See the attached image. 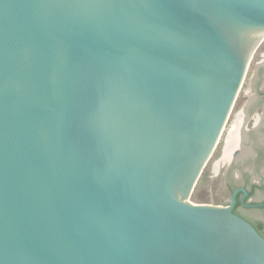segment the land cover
<instances>
[{
	"label": "water",
	"instance_id": "95a60500",
	"mask_svg": "<svg viewBox=\"0 0 264 264\" xmlns=\"http://www.w3.org/2000/svg\"><path fill=\"white\" fill-rule=\"evenodd\" d=\"M263 36L264 0H0V264H264L245 190L189 201Z\"/></svg>",
	"mask_w": 264,
	"mask_h": 264
},
{
	"label": "flooded vegetation",
	"instance_id": "af4514ba",
	"mask_svg": "<svg viewBox=\"0 0 264 264\" xmlns=\"http://www.w3.org/2000/svg\"><path fill=\"white\" fill-rule=\"evenodd\" d=\"M245 82L241 91L245 86L248 87L247 94H252V97L237 112L227 133V136L230 134L232 137L231 134H233L237 138L233 144L235 147H232L231 155L226 162L227 176L233 179V184L228 185L230 197L225 206L230 205L233 193L245 190L248 195L244 198V193H238L233 213L248 222L264 239V61L256 66L254 74L247 83ZM230 137L229 140H231ZM225 143L219 162L223 161L225 154L230 152L225 151L229 146V141H227L226 148ZM259 226H261L260 229Z\"/></svg>",
	"mask_w": 264,
	"mask_h": 264
},
{
	"label": "rangeland",
	"instance_id": "374dc122",
	"mask_svg": "<svg viewBox=\"0 0 264 264\" xmlns=\"http://www.w3.org/2000/svg\"><path fill=\"white\" fill-rule=\"evenodd\" d=\"M263 55L264 42L254 56V59L249 67V72L245 83H247L248 79H250V77L254 74L256 66L264 61V58H262ZM248 90L249 88H246V86L242 89L223 134V137L220 141V144L217 147L213 158L206 167L198 186L191 196V199L189 200L194 204L225 206V204L229 201L230 192L228 191V185L233 184V179L227 176L226 162L228 160L221 162H219L218 160L220 159V153L223 149L227 133L229 132L232 123L235 120L237 112L252 97V94H247ZM218 166L219 168H217Z\"/></svg>",
	"mask_w": 264,
	"mask_h": 264
},
{
	"label": "bare ground",
	"instance_id": "6f19581e",
	"mask_svg": "<svg viewBox=\"0 0 264 264\" xmlns=\"http://www.w3.org/2000/svg\"><path fill=\"white\" fill-rule=\"evenodd\" d=\"M262 38H264V36L262 37ZM236 133H237V131H236ZM238 134V133H237ZM231 136L232 137H230L231 138V140H228L229 141V146L226 148V150L225 151H230L229 153H226L225 155V158H224V160L223 161H226V160H228L229 159V157H230V153H231V151H232V147L234 146L233 144H235V142H236V138H237V136L236 135H233V134H231ZM239 140V139H238ZM238 144V143H237ZM235 147V146H234ZM231 149V150H230ZM227 151V152H228ZM217 168H219V166L217 167Z\"/></svg>",
	"mask_w": 264,
	"mask_h": 264
},
{
	"label": "trees",
	"instance_id": "16d2710c",
	"mask_svg": "<svg viewBox=\"0 0 264 264\" xmlns=\"http://www.w3.org/2000/svg\"><path fill=\"white\" fill-rule=\"evenodd\" d=\"M261 228V226H259V229Z\"/></svg>",
	"mask_w": 264,
	"mask_h": 264
}]
</instances>
